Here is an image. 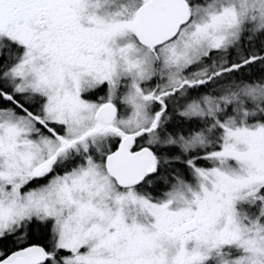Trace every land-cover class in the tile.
Wrapping results in <instances>:
<instances>
[{
	"label": "snow or ice",
	"instance_id": "snow-or-ice-1",
	"mask_svg": "<svg viewBox=\"0 0 264 264\" xmlns=\"http://www.w3.org/2000/svg\"><path fill=\"white\" fill-rule=\"evenodd\" d=\"M0 264H264V0H0Z\"/></svg>",
	"mask_w": 264,
	"mask_h": 264
}]
</instances>
